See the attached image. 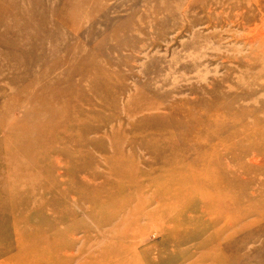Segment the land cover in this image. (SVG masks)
<instances>
[{"label":"rangeland","instance_id":"rangeland-1","mask_svg":"<svg viewBox=\"0 0 264 264\" xmlns=\"http://www.w3.org/2000/svg\"><path fill=\"white\" fill-rule=\"evenodd\" d=\"M0 31V151L25 161L0 157V264H121L119 219L168 179L147 210L177 234L152 225L142 264H264V0H0Z\"/></svg>","mask_w":264,"mask_h":264},{"label":"bare ground","instance_id":"bare-ground-1","mask_svg":"<svg viewBox=\"0 0 264 264\" xmlns=\"http://www.w3.org/2000/svg\"><path fill=\"white\" fill-rule=\"evenodd\" d=\"M27 123H28V121H27ZM43 125H44V127H47V124L43 123ZM25 129H26V131L22 132L23 133V137L22 138L27 140L28 143L32 142L34 139L37 142L38 138L34 137L35 133L31 131L34 128L33 127H31V128L30 127H25ZM57 129H58L57 126H53L52 128H49L48 131L41 132L40 135H49V136H51V134L54 133ZM58 132L62 133L60 131H58ZM17 138L18 137H16V139ZM19 140H22V139L19 138ZM119 143H121V142L119 141V142H117V144H115V150H116L117 153L120 154V153H123V149H122V147L120 146ZM28 148L31 149V146L28 145ZM2 154L3 155H9L10 154V156H9L10 158L8 157V159L6 161L3 159L4 163L6 165L11 164V165H13L15 167L18 166V165H25V161L23 162L24 157H20V156L16 155V152H14V151L11 153L8 150H2V151H0V157L3 156ZM26 155H25V157L28 156V158H30L29 155H27V156ZM13 156H15V158L11 159ZM0 166H1V164H0ZM83 169L84 168L81 167V170H79V171H82ZM175 173H176V171H173V174H175ZM97 174L98 173H95V172H91L90 173V177L91 178H89L88 180L90 182H92V187H95V185L93 184L94 175H97ZM115 177L118 178L119 175H116ZM195 180H196V178H195ZM201 180H202V178L199 181H201ZM211 180H213V179H211ZM199 181H197V182H199ZM162 182H163L162 186L160 185L158 187H154V189H153L154 192L151 195L150 199H148L146 202H141L142 208H145V209H137L139 211V214H140L139 218H135V217L130 216V217L126 218V219H124V218L121 219L120 218L119 221L117 220L118 221V227H120V229H121V234L119 235V239L121 241V247L124 246V243L126 241L130 242L133 247L130 245L131 247H129V248H120V250H118V252L116 254H114V256H113L114 259L119 258L115 262L119 263L120 258H122L121 264H131L133 262L135 264H137V263L139 264V263H141L142 260H145L146 258L143 259V256H142L144 253L138 252L137 248H138L139 245L145 243V241H146V240L142 241V239L139 241L140 236L142 234H144L152 225H154L155 229L153 228V230H154V232H156L155 234L163 237V239L165 237L176 236L177 228H176L175 224H172V222L169 221L168 215H165L166 217H163V212H161V213L158 212V210L156 208L153 209V210H147L148 207H150L152 205H155L157 203H158L157 207H159L161 205L168 206V208H171V209H174L176 207V206H174L172 208V206L174 204L167 205V202L169 200H171L174 196L178 195L180 190H178L177 187L174 188V186L171 185L172 183L170 182V179H168L166 182L163 180ZM202 182H204V181H202ZM114 184H115V179H114ZM201 184H203V183H201ZM191 185L193 186V184H191ZM125 187L126 186H124V188ZM69 188L71 189V191L70 190L66 191L67 190L66 188H61L63 197L66 198L68 195H72L73 196L75 193L76 194L79 193V189H77V188L73 189L71 187H69ZM82 188H87L86 191H88V192L91 191V187H89V186L86 187L85 185H83ZM121 188H120V190H121ZM194 188H195V186H194ZM198 189H199V187H198ZM189 190H191V189H189V188L185 189V191H189ZM195 190H191V191H195ZM181 193L184 194L182 191H181ZM98 196L101 197V196H103V194L100 193ZM105 196H107V194ZM185 196H186V194H184L183 197H185ZM104 199H105V201H109V203H112L111 201L116 200L114 198H110V196L105 197ZM125 201H126L125 198H121V199H119V202L117 204H112V206L114 208L116 207L119 210L120 208L124 207V205L126 203ZM201 201L204 204H212V203L215 204V201H213L212 197L210 198L208 196H205L203 199H201ZM138 219H139V221L137 222ZM142 221L146 222V224H139ZM105 237H107V236H105ZM99 253L100 254H105L106 250H104V249L99 250ZM96 254H98V253H96ZM104 261H106V259H104Z\"/></svg>","mask_w":264,"mask_h":264}]
</instances>
